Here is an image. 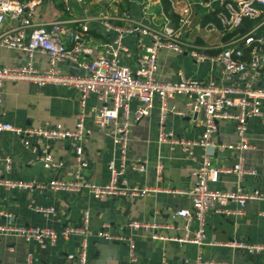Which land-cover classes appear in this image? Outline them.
Listing matches in <instances>:
<instances>
[{"label":"built area","instance_id":"built-area-1","mask_svg":"<svg viewBox=\"0 0 264 264\" xmlns=\"http://www.w3.org/2000/svg\"><path fill=\"white\" fill-rule=\"evenodd\" d=\"M65 10L73 1L76 5L84 0H59ZM109 3H132L136 6L134 18L126 9L119 8L110 13L108 8L95 14L72 19L66 26L63 20H53L47 24L36 21L32 12L37 0H0V46L23 52L25 60L17 66L0 64V133L8 132L19 137L24 148L37 151L35 157L47 170L56 171L60 162L50 153L49 144L53 141H66L74 155L77 168L70 179H49L45 184L14 182L0 177V188H31L67 193H86L90 198L139 196L149 189L127 187L120 176L124 170L143 171L144 163L136 159L128 160L127 154V105L136 99L140 107L132 119L139 120L148 113L152 101L160 103L157 141L177 144L187 158H192L191 149L195 146L202 152L191 170L193 178L187 189L175 190L189 198L191 209L177 208L171 216L183 219L184 235L161 236L155 233L150 238L202 245L205 237V216L208 211L224 216L237 217L244 214V207L249 200H264V193L254 189L244 191L240 185L247 175L258 176L256 171L245 167L239 158L229 167L213 165L211 162V135L216 131L218 121H230L238 137L237 144H227L228 149H245L247 143V121L262 117L264 100V0H167L165 12L155 0H107ZM196 6L200 16H209L205 22L198 18V28L220 37L221 42L216 52L206 53L207 45L194 43L187 38V33L194 32L197 22L194 20ZM172 13V15H171ZM10 25L6 26V21ZM92 22V25H91ZM99 31L104 40L93 44L86 34ZM129 39V40H127ZM67 41V43H66ZM129 41V42H127ZM93 45H99L93 46ZM169 49L176 54L187 52L195 65L208 64V70L216 67L219 80L213 76L202 78L195 75L185 76L178 72L176 80L159 81L154 78L153 70L157 52ZM35 53L46 56L47 67L34 68L31 59ZM64 61L75 64L82 73H64L56 67ZM27 81L42 86L45 84L70 87L77 96L79 105H83L87 96L92 95L101 106L91 116L90 124L85 126L80 119L73 129L62 128L59 124L16 126L4 119L1 109V86L4 82ZM181 95L184 108L189 115L199 114L198 122L202 128L201 136L196 141L172 138L162 130L164 115L163 102ZM121 110L123 120L116 124L114 117ZM177 114H183L176 111ZM110 129L114 143L119 148L117 167L108 165L109 179L106 183L96 184L82 178L78 173L86 166L82 145L90 136L91 129ZM9 155L0 153V165L5 171L10 169ZM233 173L238 181L234 190L215 191L209 184L218 181L219 173ZM260 177V176H259ZM264 180V175L261 177ZM229 203L236 206L229 208ZM35 212L50 217L52 207H34ZM1 214V211H0ZM195 221L196 228L187 232L189 221ZM88 211L84 210L76 224L54 231L48 227L22 226L14 229L15 235L24 240H32L39 247L54 245L57 239L78 237L76 252L66 251L62 264H86L87 240L92 235L88 226ZM104 226V225H103ZM126 228L129 232L137 229L154 230L163 225H154L130 219ZM4 230L0 226V232ZM98 239L122 241L126 244L128 256L134 259V243L129 237L112 235L100 229L94 235ZM226 246L236 247L248 256L264 251V243L232 242ZM30 257H26V264ZM223 264L196 257V264ZM161 264H166L162 262Z\"/></svg>","mask_w":264,"mask_h":264},{"label":"crops","instance_id":"crops-1","mask_svg":"<svg viewBox=\"0 0 264 264\" xmlns=\"http://www.w3.org/2000/svg\"><path fill=\"white\" fill-rule=\"evenodd\" d=\"M27 1V0H19ZM32 12V18L47 24L53 20L66 21V26H72L71 20L84 15L90 16L98 10L108 8L110 13H116L122 8L129 11L134 18L136 6L132 3H109L107 0H84L76 5L70 2L71 7L65 10L59 0H37ZM157 5L167 11V0H155ZM194 20L197 22L195 32L187 33V38L194 43L207 45L206 53L216 52L221 39L214 33H208L198 28V18L201 22L207 21L209 16H200L198 6L193 9ZM172 15V13H171ZM6 26L10 21H6ZM92 25V22H91ZM86 37L90 42L99 44L104 36L99 31L90 30ZM129 40V39H127ZM129 42V41H127ZM67 43V41H66ZM99 46V45H93ZM23 52L0 46V64L17 66L24 62ZM31 64L38 70L47 67L46 56L35 53ZM63 63L56 64L61 72L68 71L61 68ZM178 72L185 76L195 75L202 78L213 76L219 80L216 67L208 70V64L195 65L188 53L183 51L176 54L169 49H160L157 52L153 76L159 81L176 80ZM70 73V72H68ZM184 98L176 95L163 102L164 115L162 130L170 133L172 138L196 141L201 136L202 128L198 122L200 115L195 117L186 113ZM160 103L152 101L148 113L134 121L132 117L139 109L136 99L129 101L127 108V154L128 160H138L144 163L143 171L126 168L120 180L127 187L148 188L149 192L139 196L126 195L120 197L90 198L86 193H67L31 188L10 187L0 188V264H26V257H30L28 264H62L66 251L76 252L78 237L57 239L54 245H39L32 240H24L15 235L14 229L22 226L48 227L58 231L64 227L76 224L81 213L88 211V226L91 237L87 240L86 264H196V257L223 264H264V251L248 256L246 252L226 246L232 242L264 243V200H249L244 207V214L231 217L208 211L205 216V237L202 245H192L176 241L150 238L152 233L161 236L179 237L186 232L182 228L183 219L172 217L177 208L190 210L189 198L175 190H184L189 187L193 178L191 170L201 148L191 149L192 158L189 159L177 144L157 141V127L160 117ZM101 106L92 95L85 98L83 105H79L75 91L70 87H61L50 84L42 86L27 81H6L1 86V109L4 119L16 126H39L47 122L59 124L62 128L73 129L80 119L85 126L90 124L94 111ZM180 111L183 114H177ZM116 124L123 120L121 110H117L114 117ZM90 136L82 145L86 166L78 173V178L103 184L109 179L108 165L117 167L119 148L114 143L110 129H91ZM247 143L245 149H228L227 144H237L238 137L230 121H218L216 131L211 135V162L213 165L229 167L239 158L245 167L256 171L258 176L243 177L240 185L244 191L257 189L264 193V100L262 101V117L250 118L247 121ZM50 153L60 162L56 171L43 168L35 159L37 151L24 148L19 137L8 133H0V153L9 155L10 169L5 171L0 165V177L14 182L36 181L45 184L49 179L67 180L74 174L77 163L66 141H53L49 144ZM260 176V177H259ZM238 181L233 173H219L218 181L209 184L215 191L234 190ZM52 207L50 217L35 212L34 207ZM229 203L228 207H235ZM130 219L147 222L154 225H163V228L154 230L137 229L129 232L126 224ZM195 221H189L187 233L196 228ZM104 225V226H103ZM100 229L112 235L129 237L134 243V259H130L126 244L122 241L98 239L94 235ZM199 264H205L200 262Z\"/></svg>","mask_w":264,"mask_h":264},{"label":"water","instance_id":"water-1","mask_svg":"<svg viewBox=\"0 0 264 264\" xmlns=\"http://www.w3.org/2000/svg\"><path fill=\"white\" fill-rule=\"evenodd\" d=\"M61 68L67 70L70 73H82L80 68H75V64L68 61H64ZM192 117H195V114H192Z\"/></svg>","mask_w":264,"mask_h":264},{"label":"rangeland","instance_id":"rangeland-1","mask_svg":"<svg viewBox=\"0 0 264 264\" xmlns=\"http://www.w3.org/2000/svg\"><path fill=\"white\" fill-rule=\"evenodd\" d=\"M195 32V31H194Z\"/></svg>","mask_w":264,"mask_h":264}]
</instances>
